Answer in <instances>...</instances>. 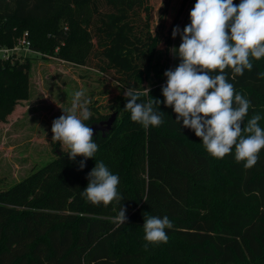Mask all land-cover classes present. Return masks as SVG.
Listing matches in <instances>:
<instances>
[{
	"label": "trees",
	"instance_id": "obj_1",
	"mask_svg": "<svg viewBox=\"0 0 264 264\" xmlns=\"http://www.w3.org/2000/svg\"><path fill=\"white\" fill-rule=\"evenodd\" d=\"M189 2L182 0L170 26L164 20L155 26L149 0H0V45L12 46L28 31L35 51L111 74L125 89L150 87V95L163 101L164 72L172 69V30ZM27 57L0 60V123L30 95ZM250 59L252 71L234 80L231 69L225 71L253 105L245 123L258 113L264 128V57ZM150 98L142 95L138 102ZM126 103L111 105L117 118L106 134L93 135L98 151L83 170L84 157L72 161L69 151H60L0 190V264H163L168 256L178 264H264V149L252 168L236 161L235 146L221 158L227 170L219 198L227 208L216 217L204 206L210 202L214 158L201 139L182 127V120L177 124V114L163 103L164 122L147 129L131 120ZM90 110L89 127L112 115L97 105ZM53 144L58 150L60 142ZM99 161L120 178V204L97 206L81 195ZM121 205L128 221L117 227L113 218ZM144 215L173 222L165 230L176 240L171 249L145 248L142 240L129 247L128 236L140 237L144 230ZM122 242L126 246L118 248Z\"/></svg>",
	"mask_w": 264,
	"mask_h": 264
},
{
	"label": "clouds",
	"instance_id": "obj_2",
	"mask_svg": "<svg viewBox=\"0 0 264 264\" xmlns=\"http://www.w3.org/2000/svg\"><path fill=\"white\" fill-rule=\"evenodd\" d=\"M190 24L181 33L179 26L172 30L181 43L172 52L179 57L175 69L164 72L167 78L162 85L163 101L150 95L151 88L142 92L127 88L124 109L131 113V120L145 129L159 127L164 115L160 104L171 107L176 113V123L195 132L206 151L213 157L224 158L235 146V159L245 162V168L258 163L259 153L264 149V128L259 126L260 114H254L245 123V117L253 107L250 99L236 92L229 82L226 69H231L232 79L242 76L245 70L252 71L251 58L264 57V0H196L189 13ZM264 78V73H260ZM83 91H76L72 106L52 122V142L68 147V158L84 157L79 162L83 170L87 159L98 151L94 142V130L85 123L92 116L89 101ZM142 95H149L147 102H138ZM88 184L81 195L90 203L108 206L120 204L123 196L118 191L120 178L113 174L103 161L87 174ZM127 209L121 205L113 218L117 227L126 224ZM168 216L144 215V239L148 244L168 242L166 229H172ZM147 248V244L145 245Z\"/></svg>",
	"mask_w": 264,
	"mask_h": 264
},
{
	"label": "rangeland",
	"instance_id": "obj_3",
	"mask_svg": "<svg viewBox=\"0 0 264 264\" xmlns=\"http://www.w3.org/2000/svg\"><path fill=\"white\" fill-rule=\"evenodd\" d=\"M153 6L151 20L155 26H160L164 20L170 26L181 6L182 0H149ZM240 0H233L239 4ZM196 0H191L182 12L178 24L181 33L190 24L189 13ZM163 10V16L162 15ZM181 37L173 38L172 49H178ZM58 51V48L56 49ZM30 69V95L25 100H19L15 110L6 121L0 123V190L7 189L37 169L43 167L58 156L59 151H70L66 145L58 146L52 142V122L59 118L64 111L72 106L76 91L84 92V99L88 100V108L97 105L101 113H113L112 104H119L125 100V88L120 86L111 74L89 66H80L64 61L54 55H43L41 52H26L21 60L28 57ZM180 63V59L172 52V69ZM92 113V110H90ZM214 158L213 181L208 185L210 202L205 203L202 195H196L216 217L224 214L227 202L219 198L225 183L227 166L221 158ZM143 230V229H142ZM140 233V232H139ZM140 237L128 236L130 241L137 244L144 239V230ZM175 239H168L167 243L148 244L154 248L171 249ZM144 245V247H145ZM126 246L125 242L118 247ZM177 247V246H175ZM178 249H183L178 246ZM163 264H178L174 257L162 258Z\"/></svg>",
	"mask_w": 264,
	"mask_h": 264
},
{
	"label": "built area",
	"instance_id": "obj_4",
	"mask_svg": "<svg viewBox=\"0 0 264 264\" xmlns=\"http://www.w3.org/2000/svg\"><path fill=\"white\" fill-rule=\"evenodd\" d=\"M26 52L38 53L32 48L28 31L18 37L14 45H0V60L23 57Z\"/></svg>",
	"mask_w": 264,
	"mask_h": 264
},
{
	"label": "water",
	"instance_id": "obj_5",
	"mask_svg": "<svg viewBox=\"0 0 264 264\" xmlns=\"http://www.w3.org/2000/svg\"><path fill=\"white\" fill-rule=\"evenodd\" d=\"M116 118L117 112H114L107 120H102L99 123L93 124L91 126V128L94 130L93 135L99 131L103 132V134H106V132L112 128ZM58 153L60 154V151Z\"/></svg>",
	"mask_w": 264,
	"mask_h": 264
}]
</instances>
